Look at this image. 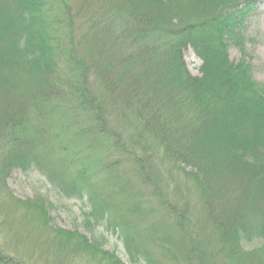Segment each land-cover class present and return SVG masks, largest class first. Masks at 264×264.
Instances as JSON below:
<instances>
[{
	"label": "trees",
	"instance_id": "16d2710c",
	"mask_svg": "<svg viewBox=\"0 0 264 264\" xmlns=\"http://www.w3.org/2000/svg\"><path fill=\"white\" fill-rule=\"evenodd\" d=\"M95 1L79 58L72 0H0V186L38 171L85 200L81 225L118 234L132 264H264V84L228 57L259 0ZM13 203L23 242L42 227L57 256L123 264L96 237L49 228L41 199Z\"/></svg>",
	"mask_w": 264,
	"mask_h": 264
},
{
	"label": "rangeland",
	"instance_id": "374dc122",
	"mask_svg": "<svg viewBox=\"0 0 264 264\" xmlns=\"http://www.w3.org/2000/svg\"><path fill=\"white\" fill-rule=\"evenodd\" d=\"M72 3V45L77 50L73 49V51L81 58L85 52V40L81 36L85 32L87 24V19L83 13L87 11L96 13L98 11L99 14L95 16L98 19L105 10L102 9L103 4L99 3L98 5L95 0H72ZM258 4L256 15L246 23L243 49L241 50L235 45L230 46L228 57L233 62H237L243 57L252 67L253 79L264 84V0H259ZM183 59L189 73L192 76H199L200 58L188 48L184 51ZM88 77L87 81L92 83L93 89L100 86L93 75H88ZM88 82L85 85H89ZM84 120L87 122L88 118L85 117ZM120 168L126 169V172L132 170L130 164L127 163L124 167L119 166ZM166 178L169 180L170 188L179 180L177 177L176 181L175 178ZM113 186L116 187L115 184ZM113 191L118 192L114 189ZM35 199H41L47 204L48 215L51 218L48 224L49 228H60L66 231L76 230L84 235L88 241H92V238L96 237L103 249L114 252L123 264H132L118 234L100 227L89 232L81 225V212L84 210L85 200L67 198L59 193L47 178L38 171H23L19 168L11 170L0 186V256L6 261L3 264H89L85 259L78 257L72 259L65 254L57 256V247L53 245L54 239L49 229L37 227L32 242L22 241V238H27L31 232L27 229L22 230L24 227L22 209L13 202H26ZM8 207L12 208V214L9 213ZM37 237L38 240L35 241ZM259 243V240L244 242V247L246 249L254 248ZM28 244L30 247L27 246Z\"/></svg>",
	"mask_w": 264,
	"mask_h": 264
}]
</instances>
